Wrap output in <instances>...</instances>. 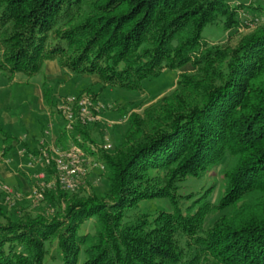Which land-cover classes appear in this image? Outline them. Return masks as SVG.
<instances>
[{
	"label": "trees",
	"instance_id": "16d2710c",
	"mask_svg": "<svg viewBox=\"0 0 264 264\" xmlns=\"http://www.w3.org/2000/svg\"><path fill=\"white\" fill-rule=\"evenodd\" d=\"M249 7L262 9L228 0H0L8 76L57 58L74 74L136 88L164 68L192 67L143 115H128L111 152L100 147L105 193L46 188L42 199L57 207L50 218L0 207V264H44L51 241L60 264H264V23L229 48L202 35L207 24L239 27ZM42 96L54 105L48 86ZM0 133L11 141L5 155L19 139ZM224 162L215 202L214 181L180 190ZM156 198L168 207L128 213Z\"/></svg>",
	"mask_w": 264,
	"mask_h": 264
},
{
	"label": "rangeland",
	"instance_id": "374dc122",
	"mask_svg": "<svg viewBox=\"0 0 264 264\" xmlns=\"http://www.w3.org/2000/svg\"><path fill=\"white\" fill-rule=\"evenodd\" d=\"M228 1L230 3L258 4L262 9L253 11L249 7V11L240 13L242 24L229 30H224L222 26L215 24L205 25L202 28V35L208 45H219L224 48L234 47L243 35L251 33L256 27L264 23V0ZM191 70L192 67L189 63L178 69L164 68L155 75L143 78L139 87L136 88L104 84L96 74H74L62 67L57 58L45 60L41 69L32 75L15 72L8 76L0 73V127L14 138H21V140L28 142L29 145L36 143L35 136L42 135V137L51 138L52 132L53 134L57 132V135L54 134L56 144L53 143L54 141L47 142L46 138L43 139L41 148L46 147L50 151L51 148L61 145L58 134L61 133V128H64L66 120L60 107L66 102V98L70 96L89 97L102 105L99 111L94 109L95 107L92 108V112L97 117L83 124L76 116L72 122L74 129L79 126L87 131L86 137L74 129L71 130L73 134L70 136V132L64 128L68 139L62 146L79 141L76 136H80L82 138L80 144L89 154L90 159L101 161L100 147L109 143V148L102 149H107L108 152L114 149L128 128V115L132 112L143 115V111L148 105L174 88L179 72ZM47 86L51 90L53 106L47 105L42 96V89ZM76 110L77 107L74 111L76 112ZM4 113L11 116L12 121L5 122ZM21 140L15 142L5 155H0V207L6 214L14 218L25 213H45L50 218L57 207L50 205L45 199H35L31 195V189L38 180L35 172L42 170L43 164L35 163L33 168L36 171L28 166L31 156L29 154L27 157L22 155L23 152L25 153L24 149L18 151ZM10 142L5 140L4 135L0 133L1 150ZM91 143L96 147L100 146L98 150H91L89 146ZM30 153L38 155L33 151ZM224 166L225 162L220 163L211 168L203 177L186 181L184 188L180 190L183 191L184 189L187 192L201 189L202 184L209 185L211 181H214L210 199L215 202L221 189V171ZM17 172L24 176L26 185ZM106 173V167L102 170H89L82 184L70 194L86 196L92 192L105 193L108 188ZM4 186L8 188H4ZM64 205L65 200H61V206ZM164 207H168L166 199H147L141 201L136 209H132L128 213L134 215L139 210L152 212ZM218 214H211L207 218L206 225ZM0 219L2 220L1 216ZM89 224L90 221L87 222V228ZM60 262L61 254L56 241L47 243L44 264H60Z\"/></svg>",
	"mask_w": 264,
	"mask_h": 264
},
{
	"label": "built area",
	"instance_id": "2783aa9c",
	"mask_svg": "<svg viewBox=\"0 0 264 264\" xmlns=\"http://www.w3.org/2000/svg\"><path fill=\"white\" fill-rule=\"evenodd\" d=\"M102 105L94 102L89 97L70 96L66 98V102L60 107L66 123L64 128L71 132L74 129L73 121L77 116L81 122L87 123L97 117L92 112V108L99 111ZM77 107L76 112L74 111ZM79 141H74L65 146L51 148L50 151L46 147H40L38 155L29 154L30 160L28 166L34 167L35 163H42L43 169L35 172L37 184L31 189V195L35 199H42L46 188L55 186L56 184L65 191H75L82 184L85 176L91 169L102 170L105 168L103 162L90 159L89 154L79 142L82 140L80 136H76ZM91 150L96 151L100 147L89 144ZM103 148H109L110 144L105 143ZM0 155L2 150L0 149ZM51 168V172L48 170ZM34 171H36L34 169ZM4 188H8L4 186Z\"/></svg>",
	"mask_w": 264,
	"mask_h": 264
},
{
	"label": "crops",
	"instance_id": "0c3cea01",
	"mask_svg": "<svg viewBox=\"0 0 264 264\" xmlns=\"http://www.w3.org/2000/svg\"><path fill=\"white\" fill-rule=\"evenodd\" d=\"M4 121L5 122H7V121H12V117L11 116H9L8 114H5L4 113ZM55 135H57V132L56 133H54ZM53 134V132H52V137L51 138H48V137H42V135H40V136H35V140H36V143H34V145H29L28 144V142H26V141H24V140H21V138H18L19 140H21V142L19 143L20 144V148L18 149V151L20 150V149H24V151H25V153L23 152V154L22 155H25L26 157H27V154H30V151H33L34 153H38L39 151V148L42 146V144H43V139H45V140H47V142L48 141H54L53 143L54 144H56V138H55V135ZM18 140V141H19ZM67 140V139H66ZM56 141V142H55ZM66 142L65 141H62V143H59V144H61V145H63V144H65ZM60 145V146H61ZM38 149V150H37ZM31 169L32 170H34V168L33 167H31ZM26 172H27V170H26ZM32 172V171H31ZM17 174L18 175H20V178L23 180V183H24V185H26V183H25V179H24V176L21 174V173H18L17 172ZM0 179H1V177H0Z\"/></svg>",
	"mask_w": 264,
	"mask_h": 264
}]
</instances>
